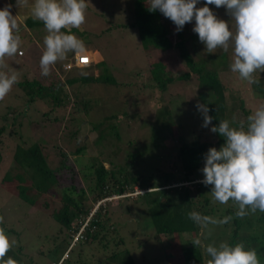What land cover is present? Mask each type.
<instances>
[{
    "label": "rangeland",
    "instance_id": "obj_1",
    "mask_svg": "<svg viewBox=\"0 0 264 264\" xmlns=\"http://www.w3.org/2000/svg\"><path fill=\"white\" fill-rule=\"evenodd\" d=\"M87 3L86 20L82 30L75 29L72 34L84 42V53L95 58L93 66L76 67L66 72L64 66L74 55L70 53L65 60L58 61L51 68L50 74L45 77L41 75L40 69L43 38L47 34L44 25L27 27L25 24L27 19L32 18L30 8H17L16 0H0V10L8 4L13 5L12 15L17 16L19 32L22 34L20 35L21 50L25 51L24 56L18 54L21 58L17 55L6 57L4 63L7 68L0 69L9 73L14 70L18 76L17 83L0 101V127L4 123L7 132H11L6 134L12 137L8 138L5 134V138L2 139L3 145L0 146L3 157L0 167L2 169L0 171V228L5 231L10 240L15 241V246L22 243L20 240L23 244L26 243L28 249L23 248L21 256L28 264L33 263L29 258L27 260L26 255L36 246H41V239L45 236L49 225L55 222L51 213L61 206L63 187L68 186L69 183L61 182L44 195L31 189L28 194L36 200L35 204L24 202L18 196L15 184L1 182L4 171L15 164L13 155L17 143L34 142L46 146L48 151L55 155L54 167L59 166L61 160L60 153L54 149V146H59L68 152L70 162L74 161L73 164L78 167L89 164L94 158L104 159L112 164L116 161L121 162L126 157L142 158L135 162L133 172L137 170L147 177L145 180H148L157 164H162L169 156L172 157L170 152L174 149L173 141L181 134L179 130L181 126L187 142L192 141L201 130L207 131L212 127H202L203 118L194 104V98L201 90L199 78L196 75H192L190 81L175 79L173 83L163 82L160 85L167 88L165 91L159 85L153 87L149 78L151 69H154L158 60L164 61L167 71L171 72L175 78L190 72V69L180 57L179 50L160 52L153 48L145 49L138 30L118 27L130 22L135 11V0H87ZM203 6L204 0H200L197 7ZM209 7L219 19L229 23L231 31H235V22L231 20L225 8L217 9L215 5H209ZM163 23L171 30L174 40H180L174 23L165 17ZM194 26L195 20L186 24L179 34L186 41L191 56L196 62L208 60L209 56L216 58L224 53L219 48L214 53L206 52L204 44L199 41L198 34L192 31ZM95 52H98V55ZM225 53L228 54L226 65H223L222 60L220 62L223 64L213 66L209 63L207 67L217 70L225 86V101L229 109L236 108L234 114L240 117L241 110L235 105L236 101L242 100L246 108L252 112L264 104V76H261L264 73L258 71L254 74L258 81L255 84L241 80L238 74L230 70L232 49ZM148 75H150L149 78ZM84 77H90V81H85ZM108 77L115 79L116 84L93 81V79L101 80ZM72 79L77 80L74 85H71ZM58 80L65 85L62 86L60 99L50 98L51 102L45 104L39 100L30 101L25 89L18 85L21 81L54 85ZM75 101H77V107H75ZM81 101L89 102V104L83 108L80 106ZM12 108L18 111L17 115L10 114L6 119V115ZM73 108L76 111L73 110L72 115L76 116V121L72 124L68 121L69 129L65 128L66 123L55 122L57 116L62 121L64 117L70 118ZM163 110H166L165 114L161 113ZM46 112L48 115L44 116ZM112 116H115V119H108ZM158 118L162 119V122L167 120L169 127L162 129L163 132L159 135L157 143L153 138V130L161 129L157 122ZM95 125L117 126L116 130L121 134V140L111 139L115 144H109L111 141H105L98 137L99 133L90 131ZM61 126L63 127L60 130ZM77 127L80 132L72 138L68 130L73 129L76 132ZM209 140L213 143V147L217 149L221 147L212 137ZM155 143L159 146H155ZM83 146L86 148L83 155L76 158L71 154L76 147ZM106 166L109 167V164ZM163 169L166 167L164 166ZM174 170L180 172L178 168ZM198 175L203 177L201 172ZM79 180L84 185L85 182L81 176ZM25 186L30 187L31 182L28 180ZM139 190L141 191L140 188L136 191ZM116 205L119 207V202ZM131 206L133 214L123 211L121 207L110 214L111 220L119 219V232L123 235V241H110L105 246H101L100 243L86 245L82 255L83 261L91 264L95 259L102 260L114 252L124 254L129 252L136 264H176L179 260L180 248L192 244V241L197 238L201 239V235L190 234L177 238L178 244L175 241H170V244L163 243L157 237L146 209L139 212L134 204ZM258 212L245 216V220L249 218L254 220ZM11 229H14L17 235L8 231ZM13 251L12 247L7 254ZM59 261H62L61 258ZM76 261L79 264V261ZM34 262L49 264L40 256L35 258Z\"/></svg>",
    "mask_w": 264,
    "mask_h": 264
},
{
    "label": "trees",
    "instance_id": "obj_2",
    "mask_svg": "<svg viewBox=\"0 0 264 264\" xmlns=\"http://www.w3.org/2000/svg\"><path fill=\"white\" fill-rule=\"evenodd\" d=\"M149 2L150 0H135V11L130 22L118 27L138 30L145 49L153 48L157 51L160 50V52L172 51L173 49L179 50L180 57L190 69V72L183 73L175 78L171 72L167 71L164 61L158 60L154 65L155 67L153 66L154 69H151V77L149 78L150 75H148L153 87L159 85L165 91L167 88L160 85L163 82L173 83L175 79L190 81L192 75H196L199 78L201 90L198 96L194 98V104H208L210 108L209 115L215 118L210 126H218L219 121L224 119L232 121L233 118L237 123L241 121L246 123V118L252 111L246 108L242 100H235V105L241 110L240 117H236L234 114L236 108L229 109L225 101V86L219 78L217 70L207 67L209 63L213 66L223 63V65H226L228 54L224 52L219 56L217 55L216 58L209 56L208 60L196 62L191 56L186 41L181 38L179 33L180 40H174L171 30L163 23V14L158 10L156 12L148 10ZM25 24L27 27L33 28L43 25V22L28 18ZM19 35H22L21 32H19ZM21 52L23 51L21 50ZM17 56L20 57L18 54ZM222 60L223 63L220 62ZM261 76H264V74H261ZM84 78L85 81H90V77ZM70 81L71 85L77 82L75 79ZM93 81L116 84L115 79L109 77L101 80L93 79ZM18 85L25 89L30 101L36 102L39 100L43 104L51 102L50 98L60 99L62 86H65L61 80H58L54 85L24 81H21ZM80 104L84 108L89 102L82 103L81 101ZM77 106L76 103L75 107ZM73 110L75 109L71 110L70 118L64 117L62 121L57 116L55 122L66 123L65 128L69 129L68 121L71 124L76 121V116L72 115ZM17 112L12 108L5 118L7 119L10 114L17 115ZM161 113L165 114L166 110L161 111ZM43 115L47 116L48 113L46 112ZM108 119H115V116ZM161 120L160 118L157 120L161 129L153 130V138L157 143L159 135L163 132L162 129L169 127L167 120H163L165 123ZM62 127L59 129L61 130ZM78 128L76 132L73 129L68 130L72 138L80 132ZM116 128L117 126L112 125L108 127L95 125L90 131L99 133L98 137L105 141L110 142L111 139L120 141L122 136ZM179 130H181V134L175 137L173 141L174 149L170 152L172 157L169 156L162 164H157L152 170L151 178L148 180H145L147 177L137 170L133 172L135 162L142 158L130 159L126 157L121 162L116 161L115 164L104 159L94 158L90 160L89 164L78 167L73 164L74 161L70 162L68 152L59 146H54V149L60 153L61 159L59 166L54 167V164H56L55 155L51 154L46 146L34 142L21 144L20 141L17 143L13 155L15 164L9 170L4 171L1 182L3 184H15L18 196L24 202L31 205L35 204L36 200L28 194L31 189L44 195L61 182L69 183L68 186L63 187L64 193L61 206L51 213L55 221L54 224L49 225L45 236L41 239V246H36L33 251L31 250L29 252L31 255H26L27 260L29 258L33 264H36L34 259L40 256L49 264H77L76 260L79 261V264H88V262L82 260L86 245L100 243L101 246H105L110 241H123V235L119 232V219L111 220L110 214L119 207L123 211L133 214L131 204H134L139 212L146 209V214L154 225L157 237L163 243L169 244L170 241H175L178 244L177 238H183L185 235H201L200 227L188 218L189 212L196 211L202 215L220 219L234 215L235 217L232 216L234 218L228 224L209 225L211 235L207 239L201 236L202 242L204 244L212 243L216 246L221 242H227L230 246L243 243L246 249L255 250L260 264H264V212L259 211L254 220L249 218L246 221L245 217H237L235 212L238 210V205L231 200L224 205L218 202L212 203L211 186L205 187L200 183L203 177L198 174L204 166L203 154L213 147V143L209 139L212 137L219 145H222L224 143L223 138L210 130H201L192 141L187 142L182 132L183 127L181 126ZM7 131V127L3 123L0 127V146L3 145L2 139L11 133ZM7 137L12 138L8 135ZM157 143H155V146H159ZM109 144L115 143L111 141ZM85 152L86 148L83 146L76 147L75 151H71V154L78 158ZM2 162L3 157L0 147V167ZM106 164H109V167ZM164 166L166 169H163ZM175 168H178L180 172L174 170ZM154 175L157 176L153 177ZM79 176L83 178L84 185L80 182ZM28 180L31 182L30 187L25 186ZM138 188L142 192L140 190V192L136 191ZM149 190L151 191L149 192ZM117 202H119V207L116 205ZM97 203L100 204L97 206ZM46 207H48V204H46ZM110 207L111 209H109ZM139 208H142V210H139ZM209 229L204 230L205 236H207ZM8 231L13 235H17L14 229ZM20 241L22 243H19L18 247L15 244L13 245V253L10 252L7 255L15 259L18 264H28L21 256L23 248L28 249V246L26 243L23 244L22 240ZM60 258L61 262L59 261ZM208 259L210 257L202 247L189 244L180 248L179 260L176 264H207ZM91 264L136 263L129 252L126 254L114 252L102 260L95 259Z\"/></svg>",
    "mask_w": 264,
    "mask_h": 264
},
{
    "label": "clouds",
    "instance_id": "obj_3",
    "mask_svg": "<svg viewBox=\"0 0 264 264\" xmlns=\"http://www.w3.org/2000/svg\"><path fill=\"white\" fill-rule=\"evenodd\" d=\"M199 3L200 0H150L148 10H158L170 19L177 33L195 20L192 31L198 34L206 52L214 53L218 48L228 52L231 48V72L249 84L258 83L254 74L264 72V0H204V6L198 8ZM209 5L225 8L235 22V31H231L229 23L219 19ZM15 6L19 9L29 7L32 18L43 22L47 34L43 38L40 58L42 76L47 77L51 68L70 53L74 56L65 66L74 63L84 53L85 44L72 34V29L82 30L87 0H31V3L30 0H16ZM12 7L8 4L0 10V69L7 68L4 63L6 57L23 54L18 19L12 15ZM87 55L92 60L88 66L91 67L95 59ZM65 66L66 72L81 67L67 70ZM17 81L14 70L10 73L0 70V101ZM196 109L203 118L202 127L209 128L215 118L209 115L208 104L197 103ZM210 131L224 140L219 149L212 147L203 154L204 166L200 169L203 175L200 183L205 187L211 186L212 203L224 205L233 201L238 205L235 215L240 218L257 211L264 212V104L247 116L246 123H237L235 118L232 121L224 119ZM188 218L200 227L201 236L205 239L211 235L209 225H225L232 219L231 216L220 219L196 211L189 212ZM205 229H209L207 236ZM14 243L0 228V264H18L7 256ZM192 245L204 249L210 257L207 264H260L257 252L246 249L243 243L230 246L221 242L216 246L204 244L197 238Z\"/></svg>",
    "mask_w": 264,
    "mask_h": 264
},
{
    "label": "built area",
    "instance_id": "obj_4",
    "mask_svg": "<svg viewBox=\"0 0 264 264\" xmlns=\"http://www.w3.org/2000/svg\"><path fill=\"white\" fill-rule=\"evenodd\" d=\"M23 53V52H22ZM19 55H24L23 54H19ZM92 64V60L91 58L87 55V54H82L80 57H77L76 61L74 63H70L67 64L65 66V68L67 70H72L73 68H75L76 66H81V67H88Z\"/></svg>",
    "mask_w": 264,
    "mask_h": 264
},
{
    "label": "crops",
    "instance_id": "obj_5",
    "mask_svg": "<svg viewBox=\"0 0 264 264\" xmlns=\"http://www.w3.org/2000/svg\"><path fill=\"white\" fill-rule=\"evenodd\" d=\"M96 53V55H98V52H95ZM74 56V55H73ZM72 59V58H71ZM95 59V58H94ZM94 64V63H93Z\"/></svg>",
    "mask_w": 264,
    "mask_h": 264
}]
</instances>
